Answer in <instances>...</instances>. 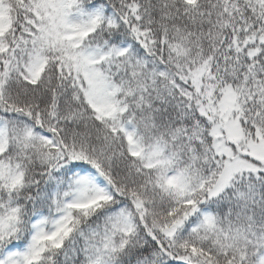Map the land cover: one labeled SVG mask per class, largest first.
<instances>
[{
  "label": "snow or ice",
  "instance_id": "obj_1",
  "mask_svg": "<svg viewBox=\"0 0 264 264\" xmlns=\"http://www.w3.org/2000/svg\"><path fill=\"white\" fill-rule=\"evenodd\" d=\"M0 264H264V0H0Z\"/></svg>",
  "mask_w": 264,
  "mask_h": 264
}]
</instances>
